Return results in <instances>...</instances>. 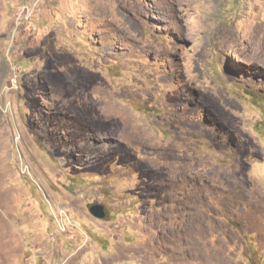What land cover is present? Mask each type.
Wrapping results in <instances>:
<instances>
[{
	"label": "rangeland",
	"instance_id": "obj_1",
	"mask_svg": "<svg viewBox=\"0 0 264 264\" xmlns=\"http://www.w3.org/2000/svg\"><path fill=\"white\" fill-rule=\"evenodd\" d=\"M258 95L264 0H0V264H264Z\"/></svg>",
	"mask_w": 264,
	"mask_h": 264
},
{
	"label": "water",
	"instance_id": "obj_2",
	"mask_svg": "<svg viewBox=\"0 0 264 264\" xmlns=\"http://www.w3.org/2000/svg\"><path fill=\"white\" fill-rule=\"evenodd\" d=\"M90 211L94 216L98 218H103L107 215V210H106L105 205L100 204V203L93 204L90 207Z\"/></svg>",
	"mask_w": 264,
	"mask_h": 264
},
{
	"label": "trees",
	"instance_id": "obj_3",
	"mask_svg": "<svg viewBox=\"0 0 264 264\" xmlns=\"http://www.w3.org/2000/svg\"><path fill=\"white\" fill-rule=\"evenodd\" d=\"M258 98L256 100H259L260 101V104H262L264 101V98L260 95L257 96Z\"/></svg>",
	"mask_w": 264,
	"mask_h": 264
}]
</instances>
